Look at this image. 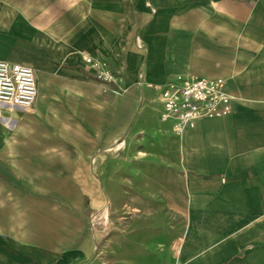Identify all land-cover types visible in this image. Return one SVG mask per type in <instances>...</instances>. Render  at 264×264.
Returning a JSON list of instances; mask_svg holds the SVG:
<instances>
[{
  "label": "crops",
  "instance_id": "crops-1",
  "mask_svg": "<svg viewBox=\"0 0 264 264\" xmlns=\"http://www.w3.org/2000/svg\"><path fill=\"white\" fill-rule=\"evenodd\" d=\"M57 3L81 18L82 29L54 19L43 40L60 48L68 61L77 57L76 68L58 66L41 54L32 59L0 55L33 68L25 63L31 62L41 76L35 77L31 113L45 123H51L50 113H71L80 129L104 145L118 143L115 148L145 158L136 163L167 172L176 185L162 192L166 200L160 209L175 215V222L167 227L162 222L140 241L105 243L114 247L107 263L264 264V0ZM17 18L26 23L30 14L18 12ZM72 51L105 58L116 82L95 79L82 55ZM178 75L225 80L233 96L229 111L175 133L171 122L159 118L158 91L170 88ZM0 134H7L1 125ZM85 240L83 251L63 234L36 242L3 229L0 242L14 252L0 249V264H95L88 262L95 245ZM110 256L99 254L96 261Z\"/></svg>",
  "mask_w": 264,
  "mask_h": 264
},
{
  "label": "rangeland",
  "instance_id": "rangeland-1",
  "mask_svg": "<svg viewBox=\"0 0 264 264\" xmlns=\"http://www.w3.org/2000/svg\"><path fill=\"white\" fill-rule=\"evenodd\" d=\"M57 2L0 0V55L32 59L41 54L58 66L76 68L77 57L68 61L60 48L43 40L54 19L74 31L82 29L81 18H74L69 6ZM22 11L30 14L26 23L17 18ZM25 63L33 66L39 81L35 65ZM0 110L13 112L0 113V125L7 133L0 134V232L12 229L36 242L63 234L65 241L79 243L83 251L88 239L95 245L88 262L113 264L107 260H113L114 247H104L105 243L114 238L140 241L160 230L162 222L164 227L175 222V215L160 213L166 200L162 192L176 189L167 172L137 164L145 158L115 148L118 143L104 145L96 134L76 126L71 113H50L53 119L45 123L33 116L32 105H0ZM0 249L14 252L1 242ZM106 253L111 256L98 263V255Z\"/></svg>",
  "mask_w": 264,
  "mask_h": 264
},
{
  "label": "built area",
  "instance_id": "built-area-1",
  "mask_svg": "<svg viewBox=\"0 0 264 264\" xmlns=\"http://www.w3.org/2000/svg\"><path fill=\"white\" fill-rule=\"evenodd\" d=\"M81 59L95 79L105 83L116 82L117 73L105 58L83 54ZM36 91L32 67L0 59V104L27 108L34 101ZM158 98L162 105L159 118L171 122L175 133L199 119L225 114L233 100L223 79L181 75L174 79L170 88H160Z\"/></svg>",
  "mask_w": 264,
  "mask_h": 264
},
{
  "label": "bare ground",
  "instance_id": "bare-ground-1",
  "mask_svg": "<svg viewBox=\"0 0 264 264\" xmlns=\"http://www.w3.org/2000/svg\"><path fill=\"white\" fill-rule=\"evenodd\" d=\"M37 58V57H36ZM38 90H39V88H38ZM37 94V93H36ZM0 105H2V104H0ZM3 106H6V105H3ZM7 107H11V106H7Z\"/></svg>",
  "mask_w": 264,
  "mask_h": 264
}]
</instances>
